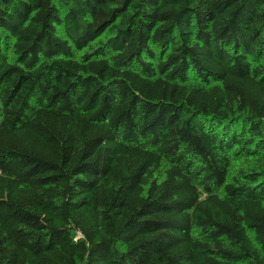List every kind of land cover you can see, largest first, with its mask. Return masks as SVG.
Listing matches in <instances>:
<instances>
[{
  "label": "trees",
  "instance_id": "16d2710c",
  "mask_svg": "<svg viewBox=\"0 0 264 264\" xmlns=\"http://www.w3.org/2000/svg\"><path fill=\"white\" fill-rule=\"evenodd\" d=\"M0 264H264V0H0Z\"/></svg>",
  "mask_w": 264,
  "mask_h": 264
},
{
  "label": "rangeland",
  "instance_id": "374dc122",
  "mask_svg": "<svg viewBox=\"0 0 264 264\" xmlns=\"http://www.w3.org/2000/svg\"><path fill=\"white\" fill-rule=\"evenodd\" d=\"M60 33H61V31H60ZM242 161H243V158H239V159L235 160V162L233 163V169L234 168L236 169L238 166H243ZM159 174H161V172ZM250 238L253 241V238H252L251 234H250Z\"/></svg>",
  "mask_w": 264,
  "mask_h": 264
}]
</instances>
